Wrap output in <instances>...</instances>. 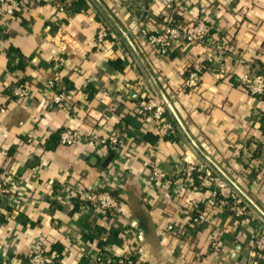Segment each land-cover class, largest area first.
Wrapping results in <instances>:
<instances>
[{"label": "crops", "instance_id": "crops-1", "mask_svg": "<svg viewBox=\"0 0 264 264\" xmlns=\"http://www.w3.org/2000/svg\"><path fill=\"white\" fill-rule=\"evenodd\" d=\"M84 1L86 8L74 13L62 0H29L25 10L0 15V167L20 187L17 201L0 200L1 264H21L35 248L60 250V264H83L103 242L114 256H135L136 264H264V251L252 247L264 223L251 209L240 218L223 210L211 223L189 228L191 209L203 208L210 187L188 179L173 197L168 180L147 183L154 144L152 160L168 175L186 161L205 162L169 112L170 135L138 111L126 83L155 92L121 34ZM98 1L129 37L189 137L264 212V95L248 93L241 83L249 65L264 68V0H180L173 8V0ZM170 16H208L227 43L225 56L210 60L204 45L182 41L160 55L138 30L157 31ZM104 24L111 32L98 45L95 34ZM195 67L201 68L199 85L184 89ZM50 79L66 91L61 104L47 99ZM23 82L27 95L16 99L10 89ZM93 127L120 136L121 149L107 164L108 145L84 150L57 140L64 128ZM87 185L113 192L121 204L117 217L81 209L74 194ZM214 237L219 253L210 245Z\"/></svg>", "mask_w": 264, "mask_h": 264}, {"label": "built area", "instance_id": "built-area-1", "mask_svg": "<svg viewBox=\"0 0 264 264\" xmlns=\"http://www.w3.org/2000/svg\"><path fill=\"white\" fill-rule=\"evenodd\" d=\"M57 2L58 0H53ZM73 0H62L61 3L70 5ZM29 0H0V15L13 16L19 10H25ZM180 0H173L171 7H179ZM60 3H58V6ZM146 15H150L147 9H144ZM152 19V18H150ZM218 30V29H217ZM216 28L208 16H196L191 20H177L171 16L164 21L159 30H152L149 27L142 26L138 33L142 39L150 46L154 47L160 55H166L171 52L173 44L176 41H182L186 44H202L206 49V56L213 61L222 59L228 51L227 43L222 35H215ZM110 31L105 27H100L96 31L94 41L100 45L109 37ZM248 66V64H247ZM250 72L242 75L241 83L246 91L252 95H264V68L249 65ZM201 79V68L195 67L188 72L183 80V88L193 90L198 87ZM47 99L52 104H61L66 100L67 94L64 90H58L53 80H48ZM126 87L137 95V108L142 114H146L152 119L159 131L164 130L170 135L175 127L171 121L166 119L168 111L164 100L157 95L148 94L140 83H126ZM27 86L23 83H17L10 89V93L16 99L25 98L27 95ZM1 112L5 107L0 108ZM58 142L62 145L71 146L80 143L84 150L92 146L108 145L115 152L121 149V139L119 134L111 130L108 134L102 133L97 128H64L59 131ZM158 145L154 144L148 148L149 163L151 168L146 174V181L151 186L158 185L168 180V194L176 197L180 195L186 186L188 179L198 183H203L210 187L208 197L203 203V208H193L189 213V228H195L206 223H211L217 213L226 210L232 213L236 218L243 217L250 213L248 205L240 198L220 175L216 174L206 163L202 165L186 161L182 166H178L175 171L168 173L159 170L155 165V159ZM20 187L15 181L13 173L2 170L0 167V200L9 199L13 202L19 199ZM79 199L82 210L96 212L108 218L117 217L121 204L117 197L108 188H99L93 185L83 187L81 192L75 193ZM127 228L124 226V230ZM167 229L173 232V226L168 225ZM182 234H186L184 229ZM213 251L219 253L221 245L219 239L214 237L210 242ZM253 249L259 252L264 251V225L258 235L253 239ZM86 262L83 264H136V257L131 255L114 256L110 252L108 242H103L101 246L95 249L93 254H85ZM61 253L57 250L43 251L42 249H33L27 254L26 259L21 264H60ZM1 264V258H0Z\"/></svg>", "mask_w": 264, "mask_h": 264}, {"label": "water", "instance_id": "water-1", "mask_svg": "<svg viewBox=\"0 0 264 264\" xmlns=\"http://www.w3.org/2000/svg\"><path fill=\"white\" fill-rule=\"evenodd\" d=\"M100 10V12L103 14L109 25L113 28L114 31L121 34V37L127 42V44L130 47V50L140 67L141 71L143 72L144 76L148 80L149 84L153 88L154 92L159 95L164 102L167 105L168 111L170 115L172 116L174 122L177 125V128L179 131L183 134V136H186V138L189 141V144L191 147L201 156L203 161L214 170V172L221 177H223L226 182L232 187L234 192L242 198V200L248 205V207L263 221L264 223V212L259 209L254 202L227 176L223 173V171L218 168L200 149L197 147V145L194 143V141L189 137L188 133L185 131L183 124L177 117L172 105L169 103L168 99L164 95L163 91L159 88L155 78L153 77L152 73L148 70L146 64L144 63L143 59L140 57L138 52L135 50L133 44L131 43L129 37L124 33V31L121 29V27L118 25V23L115 21V19L109 14V12L103 7V5L98 0H91ZM236 254L233 255V259L235 258Z\"/></svg>", "mask_w": 264, "mask_h": 264}, {"label": "trees", "instance_id": "trees-1", "mask_svg": "<svg viewBox=\"0 0 264 264\" xmlns=\"http://www.w3.org/2000/svg\"><path fill=\"white\" fill-rule=\"evenodd\" d=\"M85 1L84 0H73L72 1V3H71V5L68 7V10H69V12L70 13H74V12H78V11H80L81 9H85L86 8V6H84L85 5ZM104 27L106 28V29H108L110 32H111V29H110V27L107 25V24H104ZM111 62V64L112 65H114V66H118V64H119V59H115V60H112V61H110ZM252 66H258V67H260V68H262L263 69V67L261 66V65H257V64H254V65H252ZM120 67V66H119ZM57 140H59V132H58V135H57ZM110 148V154L108 155V157L103 161V164H107L108 163V160L110 159V157H111V155L112 154H114L115 153V151L111 148V147H109ZM113 193V192H112ZM79 204V203H78ZM75 206H77V205H75ZM264 225V224H263ZM262 225V226H263ZM173 232H176L175 230L173 231ZM52 250H54V249H52ZM57 251H59L60 252V250H58V249H56Z\"/></svg>", "mask_w": 264, "mask_h": 264}]
</instances>
